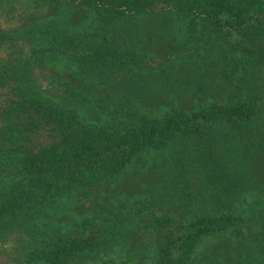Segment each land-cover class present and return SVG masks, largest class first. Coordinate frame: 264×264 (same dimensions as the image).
<instances>
[{
  "label": "rangeland",
  "instance_id": "obj_1",
  "mask_svg": "<svg viewBox=\"0 0 264 264\" xmlns=\"http://www.w3.org/2000/svg\"><path fill=\"white\" fill-rule=\"evenodd\" d=\"M53 14L73 29L85 28L90 19L86 9L68 0L33 6L16 0L0 14V27L15 29ZM185 24L158 8L131 21L133 34H122L123 44L139 54L137 63L87 75L68 59L42 55L33 58L32 75L44 94L94 123L118 118L122 112L113 106L157 115L251 93L264 96V57L257 59L258 49L222 40L199 20L190 29ZM32 40L16 41L22 54ZM5 50L1 44L0 55ZM63 82L83 95L70 96ZM59 204L57 231L79 233L80 220L87 218L112 233L106 243L66 264H153V216L179 222L207 213L232 215L234 223L202 237L186 264H264V106L247 123L216 120L201 136L176 135L162 148L138 151L119 173L85 193L72 190ZM16 243L0 241V264H50L25 263Z\"/></svg>",
  "mask_w": 264,
  "mask_h": 264
},
{
  "label": "trees",
  "instance_id": "obj_2",
  "mask_svg": "<svg viewBox=\"0 0 264 264\" xmlns=\"http://www.w3.org/2000/svg\"><path fill=\"white\" fill-rule=\"evenodd\" d=\"M15 1L0 0V14ZM28 1L33 6L55 0ZM68 1L88 11L85 28L66 27L55 14L15 29L0 27V45L6 48L0 55V241L16 239L25 263L66 264L112 237L109 227L87 218L80 220L79 233L56 230L59 203L72 190L89 191L119 173L138 151L162 148L176 135L201 136L216 120L247 123L264 106V96L251 93L157 115L113 106L122 114L111 123L84 120L74 107L42 92L32 75L35 56L63 57L87 75L137 63L139 54L123 44L122 34H133L135 18L167 8L187 29L199 20L222 40L240 43L246 51L258 49L262 59L264 0ZM25 37L33 40L24 55L16 41ZM63 84L70 96L82 94ZM152 219L157 231L153 264H186L202 237L234 223L232 215L212 213L179 222L163 215Z\"/></svg>",
  "mask_w": 264,
  "mask_h": 264
}]
</instances>
